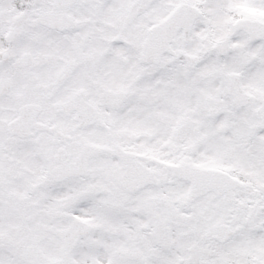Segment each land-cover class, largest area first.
Masks as SVG:
<instances>
[{"label": "snow or ice", "instance_id": "1", "mask_svg": "<svg viewBox=\"0 0 264 264\" xmlns=\"http://www.w3.org/2000/svg\"><path fill=\"white\" fill-rule=\"evenodd\" d=\"M0 264H264V0H0Z\"/></svg>", "mask_w": 264, "mask_h": 264}]
</instances>
